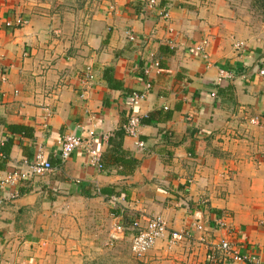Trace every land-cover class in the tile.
Here are the masks:
<instances>
[{
  "label": "crops",
  "instance_id": "obj_1",
  "mask_svg": "<svg viewBox=\"0 0 264 264\" xmlns=\"http://www.w3.org/2000/svg\"><path fill=\"white\" fill-rule=\"evenodd\" d=\"M112 1L84 19L40 0H0V177L39 150L52 165L1 205L0 264H82L114 219L131 239L132 220L153 214L193 238L169 247L164 237L135 257L142 264H208L223 237L264 264V25L230 0H156L150 10L148 0ZM17 16L27 23L7 25ZM154 61L160 69L146 74ZM221 69L233 76L220 81ZM134 90L146 91L133 109L141 148L117 134ZM67 133L95 136L103 168L81 149L62 159ZM114 156L138 162L130 170ZM110 231L107 242L119 241Z\"/></svg>",
  "mask_w": 264,
  "mask_h": 264
},
{
  "label": "built area",
  "instance_id": "obj_2",
  "mask_svg": "<svg viewBox=\"0 0 264 264\" xmlns=\"http://www.w3.org/2000/svg\"><path fill=\"white\" fill-rule=\"evenodd\" d=\"M156 6V0H148L145 9L150 10ZM163 15L168 18L169 15L167 11H164ZM27 23V20L21 16L15 17V21H8L7 25L12 26L13 24L17 26H23ZM126 36L129 40L133 41L135 39L132 31L128 30ZM241 44L237 43L236 45ZM198 50L203 51V44L197 47ZM145 73L148 74L152 70H159V62H151L147 67H145ZM264 73V70H262ZM233 75L231 72L221 69L219 80L221 81L224 78H231ZM89 80L93 79L92 74H88ZM145 86L149 88L150 84L146 83ZM146 95V91H131L128 94V103L129 108L132 111L126 122L123 124V129L126 135L136 138L135 144L140 148L144 145L143 141L138 139L140 134V127L142 125L141 117L133 112V109L136 107L140 99H143ZM214 95V93H211ZM255 123L259 122V118L252 120ZM3 142L0 138V146ZM97 138L93 135L88 137H81L73 133H67L61 138L60 142V157L66 159L69 154L75 149H81L88 156V160L91 165L96 166L98 169H101V152L96 146ZM0 155H3V152L0 151ZM52 165L49 160L46 158L42 151L36 152L33 157L28 161H23L20 165L7 170L0 177V189H9L8 194L0 195V207L5 200L15 198L18 195V192L15 190L16 187L23 181L37 178V176L43 175L45 172L51 170ZM189 183L193 181L192 178L188 179ZM115 221L111 226L110 231V241H116L124 239L126 233V227L121 221L114 219ZM220 227L231 231L232 226L224 217H220L217 221ZM264 224V220L262 221ZM131 230V241H130V250L131 253L137 258H143L144 254L153 248L158 241L167 238V245L169 247L176 245L177 243L184 241L186 239L193 238V234L189 229L184 230H174L169 231L166 220L162 215L153 214V215H141L135 217L130 225ZM194 228L199 231L204 230V225L200 223H195ZM217 253H220L223 260L219 261ZM208 264H234L239 262H244L245 264H260L258 257L255 255H244L239 248L231 242L228 237L220 238L216 241L212 247V250L208 253Z\"/></svg>",
  "mask_w": 264,
  "mask_h": 264
},
{
  "label": "rangeland",
  "instance_id": "obj_3",
  "mask_svg": "<svg viewBox=\"0 0 264 264\" xmlns=\"http://www.w3.org/2000/svg\"><path fill=\"white\" fill-rule=\"evenodd\" d=\"M40 1L48 3L53 11L57 12L59 15H64L67 13L73 17H84V19H92V16L96 14L98 16H102L104 15L105 11L113 9L114 5L112 0ZM230 4L234 7L236 13L242 17H245V19L249 21L251 25L256 27H259V25H264V0H230ZM106 226L107 229L103 227L104 230L100 232L99 239L96 241V243L91 244L88 247L90 257L88 259L86 258L82 264H142L141 261L135 258V256L131 253V239L125 238L116 241L113 244L107 242L108 239L106 238V234L108 233L106 232H109L113 226ZM94 248L95 252L92 253Z\"/></svg>",
  "mask_w": 264,
  "mask_h": 264
},
{
  "label": "trees",
  "instance_id": "obj_4",
  "mask_svg": "<svg viewBox=\"0 0 264 264\" xmlns=\"http://www.w3.org/2000/svg\"><path fill=\"white\" fill-rule=\"evenodd\" d=\"M107 69V74H106V72H105V78L110 82L111 81V77L110 76H108V69L109 68H106ZM111 69H109V71H110ZM141 121H142V119H141ZM143 122V121H142ZM11 129L12 130H20V131H23V127H20V126H13V127H11ZM117 134H120L121 136H123L124 134H126L125 133V131H124V129H123V126H122V129H120L119 130V132H117ZM7 142L6 143H3V145L2 146H0V150L3 152V154L4 155H6L8 152V147H7ZM117 149H119V148H117ZM117 151V150H116ZM113 161L115 162V163H117V164H121L122 166H124V167H130V170H132V167L133 166H135L136 164H137V160L136 159H134V158H130V159H125V158H121V157H117V156H114L113 158ZM101 166H102V168H103V162H102V154H101Z\"/></svg>",
  "mask_w": 264,
  "mask_h": 264
}]
</instances>
